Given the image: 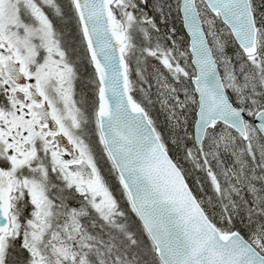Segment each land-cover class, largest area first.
<instances>
[{
	"label": "snow or ice",
	"instance_id": "6c2138e0",
	"mask_svg": "<svg viewBox=\"0 0 264 264\" xmlns=\"http://www.w3.org/2000/svg\"><path fill=\"white\" fill-rule=\"evenodd\" d=\"M0 264H264V0H0Z\"/></svg>",
	"mask_w": 264,
	"mask_h": 264
}]
</instances>
